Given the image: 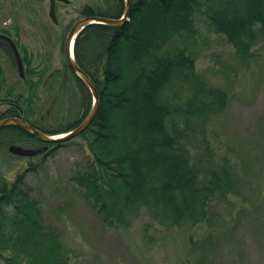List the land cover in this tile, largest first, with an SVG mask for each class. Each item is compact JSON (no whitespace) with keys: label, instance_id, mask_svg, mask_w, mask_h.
I'll list each match as a JSON object with an SVG mask.
<instances>
[{"label":"trees","instance_id":"trees-1","mask_svg":"<svg viewBox=\"0 0 264 264\" xmlns=\"http://www.w3.org/2000/svg\"><path fill=\"white\" fill-rule=\"evenodd\" d=\"M106 4L82 14L118 18L125 9V0ZM198 14L228 38L243 62L264 39V0H132L123 26L90 24L75 40L77 63L98 88L100 110L80 134L89 158L74 181L104 222L128 227L146 210L167 228L214 225L222 219L220 204L238 195L236 167L230 156L218 155L207 129L211 116L228 105V93L206 85L186 48L171 47L176 37L195 36ZM188 86L192 93L179 97ZM15 113L10 107L0 119ZM23 118L50 133L74 126L51 132L26 113ZM0 134L12 136V143L37 140L18 126ZM215 240L211 234L192 242L206 252ZM0 264H70L22 175L12 183L0 180Z\"/></svg>","mask_w":264,"mask_h":264},{"label":"rangeland","instance_id":"rangeland-1","mask_svg":"<svg viewBox=\"0 0 264 264\" xmlns=\"http://www.w3.org/2000/svg\"><path fill=\"white\" fill-rule=\"evenodd\" d=\"M106 5V0L61 2L56 25L49 15L50 0H0V28L11 27L14 33L13 26H19L14 38L22 52L33 54L34 67L45 64L41 56L46 51L52 53L53 67H64V41L71 27L85 17L82 10ZM196 21L195 36L176 37L171 47L186 48L206 85L227 91L228 105L211 116L207 129L218 155L230 156L240 178L238 195L220 204L222 219L214 225L167 228L146 210L128 227L104 222L74 181L89 158L84 136L29 158L12 154V136L0 134V180L12 183L24 177L45 225L55 227L65 244L70 264H264V39L254 45L253 58L243 62L228 38L212 29L203 15L198 14ZM7 57L10 61L3 66L0 82V113L14 102L51 132L70 124L74 128L88 115L94 98L70 70L66 89L59 77L46 86L44 79L37 81V71L23 80ZM191 91L185 87L179 97H188ZM211 234L216 240L206 252L192 242Z\"/></svg>","mask_w":264,"mask_h":264},{"label":"water","instance_id":"water-1","mask_svg":"<svg viewBox=\"0 0 264 264\" xmlns=\"http://www.w3.org/2000/svg\"><path fill=\"white\" fill-rule=\"evenodd\" d=\"M132 8V0H125V11L123 15L119 18L116 17H105V16H86L81 19H79L71 28L66 43V53L68 56V62L73 71L84 81V83L88 86L94 100L91 107V110L89 111L88 115L83 119V121L76 126L75 128L71 129L70 131L63 133V134H47L37 127H35L32 123L23 120L18 117H7L4 119H0V129L7 126H18L21 128H24L25 130L31 132L34 136H36L39 140L43 142H62L69 139H72L78 135H80L82 132H84L86 129H88L93 121L96 119L99 110H100V99H99V91L95 84V82L92 80V78L89 76V74L83 70L79 64L76 61L75 54L73 52V43L75 41V38L79 34V32L85 28L87 25L90 24H107V25H114V26H123L130 15ZM50 17L55 22L57 21V13H56V0H50V10H49ZM14 44V43H13ZM14 49L16 51L18 61L21 64V58L18 52L17 47L14 44ZM21 73H22V67L20 66ZM62 135V136H61ZM59 136V137H57ZM9 151L13 154L19 155V156H34L39 153V150H35L32 148H27L21 145L11 144L9 146Z\"/></svg>","mask_w":264,"mask_h":264},{"label":"flooded vegetation","instance_id":"flooded-vegetation-1","mask_svg":"<svg viewBox=\"0 0 264 264\" xmlns=\"http://www.w3.org/2000/svg\"><path fill=\"white\" fill-rule=\"evenodd\" d=\"M71 1L72 0H56V8H57V4H59L61 2L70 3ZM52 21L56 25L59 24L58 16H57L56 22L54 20H52ZM18 27L19 26H17V25L13 26L14 33L11 32V27L0 28V82L2 83V81L4 79L3 66H6L7 62L10 61L7 57V56H9V58L12 60V62H14L17 65L20 77L23 80L27 81L28 75H31L34 73V71H37L39 73V74H37L38 75L37 81L44 79V84L47 86V85H50V83H52L55 80V78L59 77L63 81L62 87L64 89H66L67 85H68L67 82L69 81L68 70H70L72 73H74L71 66L69 65L68 56H67L66 47H65V43H66L68 35L64 41V49H63V53L66 55V60H67L65 66L64 67H53L51 65L52 64L51 63L52 62V59H51L52 53L50 51H46L44 53V55L41 56L42 61L45 62V64H39L38 68H36L32 64L33 54H30L27 50L25 52H22L21 49L19 48L18 43H17V40H16L17 38H14L18 35V31H19ZM43 30L45 31V33L47 35H51V31H46L48 29L43 28ZM13 43L15 44V46L18 49V52H19V55L21 58V64L18 61V57H17L16 51L14 49ZM20 66L22 67V73H21ZM50 68H51V70H49ZM66 80H68V81H66ZM33 83L35 85V82H33ZM10 105H11L10 107H15L17 109L18 113H15L14 115H9L7 117H18V118L24 119L23 117H24L25 113H27V110H25L24 108H22L21 106L17 105L14 102H11ZM26 121L30 122L29 120H26ZM35 122L38 123L37 121H35ZM36 139L37 140H33L32 142L31 141L30 142H22V143H26V145L24 144L22 146L32 148L35 150H39V153L34 155V157H38V156H42V155L44 156V154H45L44 152L51 145L50 144L48 145V143H45V142L39 140L38 138H36ZM17 143H14V144H17ZM19 143H21V142H19ZM28 143L31 145H29ZM36 143H40V144L42 143V145L36 146L35 145ZM21 144H17V145H21Z\"/></svg>","mask_w":264,"mask_h":264},{"label":"bare ground","instance_id":"bare-ground-1","mask_svg":"<svg viewBox=\"0 0 264 264\" xmlns=\"http://www.w3.org/2000/svg\"><path fill=\"white\" fill-rule=\"evenodd\" d=\"M62 136V135H61ZM57 137H59V136H57Z\"/></svg>","mask_w":264,"mask_h":264}]
</instances>
